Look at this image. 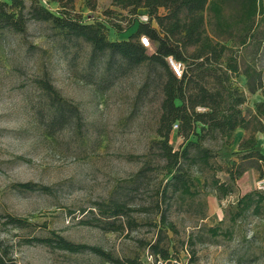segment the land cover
<instances>
[{"label":"rangeland","instance_id":"rangeland-1","mask_svg":"<svg viewBox=\"0 0 264 264\" xmlns=\"http://www.w3.org/2000/svg\"><path fill=\"white\" fill-rule=\"evenodd\" d=\"M109 2L100 0L97 10L88 11L76 0L73 15L84 23L104 21L102 10ZM47 7L55 10L54 5ZM115 11L118 19L120 15L130 17L128 11ZM127 24L121 22L123 28ZM138 27L133 22L120 34L107 31L108 40L128 38ZM90 51L83 41H64L49 23L29 22L24 34L0 31V245L18 264H124L125 259L136 258L144 264L153 262L147 248H140L137 241L154 240V214L133 212L139 225L134 230L106 232L96 226L95 203L131 189L130 179L141 168L155 138L160 89L153 81L152 67H136L120 76L114 56L113 68L104 73L97 61L88 63ZM256 61L264 82V47ZM41 80H47L57 94L44 91ZM243 81L240 78L238 85ZM245 92L248 101L242 111L249 118L255 103L264 101V89ZM58 110L62 111L61 122ZM256 137L264 151V134ZM170 144L176 150L182 138L174 132ZM242 156L232 142L217 152L215 161L222 167L239 164L242 192L257 190L264 175L254 158L242 161ZM149 177L151 182L131 192L136 206L146 207L157 190L160 174L153 172ZM195 177L201 184L200 177ZM216 177L228 181L224 172H217ZM239 183L225 199L218 200L209 190L199 197L206 204L202 221L197 213L191 216L184 209H171L170 219L179 230L177 237L169 233L171 253L179 258H172L171 264H264V217H248L235 224L229 221L241 195ZM23 184L32 188H23ZM199 201L191 203L192 208ZM10 218L26 220L27 226L15 228ZM110 222L117 225L123 219ZM199 226H218L228 233L215 240L203 233V242L198 243ZM51 232L71 243L98 248L107 256L87 249L73 254L34 240ZM189 234L194 235L193 258L186 244Z\"/></svg>","mask_w":264,"mask_h":264},{"label":"trees","instance_id":"trees-1","mask_svg":"<svg viewBox=\"0 0 264 264\" xmlns=\"http://www.w3.org/2000/svg\"><path fill=\"white\" fill-rule=\"evenodd\" d=\"M75 4L76 0L0 1V31L24 34L29 22L49 23L64 41L80 40L89 45L88 63L97 61L104 73L113 68L114 56L120 76L140 66L153 68V81L161 93L155 138L141 168L130 179L131 189L95 203V221L106 232H122L124 228L132 231L139 225L131 213L152 212L157 218L152 223L157 228L155 238L151 243L137 242L153 257L149 264H171L172 258L179 259L171 253L169 233L179 235L170 219L171 209L173 212L184 209L191 216L197 213L202 221L206 204L199 197L206 190L218 200L234 193L243 170L236 163L222 167L215 159L218 151L231 145L235 131L247 132L238 144L242 161L254 158L260 175H264V153L256 148V134H264V101L255 103L249 118L242 111L248 101L245 89L251 94L264 89L256 63L264 47V0H110L111 8L102 10L104 21L91 23H84L73 15ZM47 5H54L55 10ZM80 5L95 11L98 0H80ZM115 10L128 11L130 17L120 15L118 19ZM143 13L148 22L139 21ZM124 21H128L125 28L121 26ZM133 22L139 23L134 34L125 39L108 40L107 31L120 34ZM141 37L148 39L149 48L141 45ZM168 58L183 64L180 77L172 72ZM240 78L244 80L243 85H238ZM40 84L44 91L57 94L47 80H41ZM62 118V111L58 110V121ZM174 132L182 138L176 150L170 144ZM153 172L161 176L155 184L156 192L146 207L134 205L131 192L151 182L149 174ZM217 172H224L228 181H220ZM195 175L200 177L201 184ZM22 187L32 188L29 184ZM257 190L241 193L230 213L231 223L248 217H264V191ZM195 200L200 201L192 208L190 204ZM110 219H123V222L116 225ZM9 223L23 228L28 222L10 218ZM226 232L218 226H199L197 234L201 237L197 242H203L202 236L215 240ZM193 236L189 234L186 241L190 258L195 255L191 249L195 244ZM34 240L44 247L73 254L87 249L99 257L107 256L98 248L71 243L54 232ZM7 253L0 245V264H18ZM123 263L144 264L138 258L125 259Z\"/></svg>","mask_w":264,"mask_h":264},{"label":"built area","instance_id":"built-area-1","mask_svg":"<svg viewBox=\"0 0 264 264\" xmlns=\"http://www.w3.org/2000/svg\"><path fill=\"white\" fill-rule=\"evenodd\" d=\"M139 21L140 22H148L149 19L147 17L146 14H141L139 17ZM140 42H141V45L145 48H149L150 47V44H149V41L146 37H141L140 38ZM168 64L172 70V72L177 76V77H180L182 72H183V64L180 63V62H176L173 60V58H168ZM257 189L260 190V191H264V180H261L257 183Z\"/></svg>","mask_w":264,"mask_h":264},{"label":"crops","instance_id":"crops-1","mask_svg":"<svg viewBox=\"0 0 264 264\" xmlns=\"http://www.w3.org/2000/svg\"><path fill=\"white\" fill-rule=\"evenodd\" d=\"M99 2H100V0H98V4H99ZM106 8H111L110 7V2H109V5L106 7ZM245 132L244 131H242V130H237V131H235V133H234V136H233V143L234 144H236L237 146H238V144L241 142V140L242 139H244V137H245ZM256 140H257V145H256V148H257V150H259L261 153H263L264 151H261V149H260V147L258 146V137H256ZM243 176L241 177V183H242V185L240 186L239 184V182H240V180H239V182H238V180H237V183H239L238 184V186H239V190H240V194L241 193H245V192H247V191H250V190H247V191H245V192H242L243 190H242V187H243V185H244V182H242L243 181Z\"/></svg>","mask_w":264,"mask_h":264}]
</instances>
